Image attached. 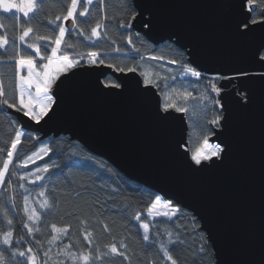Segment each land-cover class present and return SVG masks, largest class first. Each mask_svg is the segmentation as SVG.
Segmentation results:
<instances>
[{
  "label": "water",
  "instance_id": "water-1",
  "mask_svg": "<svg viewBox=\"0 0 264 264\" xmlns=\"http://www.w3.org/2000/svg\"><path fill=\"white\" fill-rule=\"evenodd\" d=\"M133 30L155 45L170 41L192 66L221 79L218 94L224 121L210 142L231 145L219 166L196 169L179 145H187L186 113L160 119L162 96L139 71H116L108 64H82L63 74L52 89L59 107L37 124L9 108L21 129L40 138L61 134L111 162L128 178L189 210L214 249L216 264H264V22L245 35L242 0H132ZM152 21L147 28L146 21ZM72 29L71 19L65 21ZM263 53V52H262ZM261 53V54H262ZM241 71L249 73L240 77ZM112 76L122 85L107 87ZM242 96H250L245 106Z\"/></svg>",
  "mask_w": 264,
  "mask_h": 264
},
{
  "label": "trees",
  "instance_id": "trees-1",
  "mask_svg": "<svg viewBox=\"0 0 264 264\" xmlns=\"http://www.w3.org/2000/svg\"><path fill=\"white\" fill-rule=\"evenodd\" d=\"M83 2L84 0L81 1L77 13L83 10L81 7ZM66 3L70 4L71 0H66ZM89 10L90 15L87 18L79 17L77 14V23L84 29V33L69 29L65 35L66 43L75 47L66 49L62 44L58 55L67 54L78 58L81 55L86 56L90 51H97L100 53L99 58L105 60L104 64H114L125 71L129 67H135L137 71L144 64H151L155 81L153 85L161 96L165 92L171 94L179 106L188 109L187 146L198 142L197 133L203 136L214 130L215 126L210 121L216 115L222 114V109L213 103L218 97L209 87V79L212 76L202 75L198 80L191 76H182L183 65H191L183 49L170 41L155 45L142 34L135 32L132 26L122 27L121 23L131 24L132 16L137 13L132 0H103L102 4L99 0H94ZM66 12L65 3L61 0H50L41 19L31 25L24 24L25 18L18 12L12 20L0 16V23L4 24V31L0 34H6L8 37L18 35L19 30L16 29L18 22L24 27L31 26L36 29L34 33L36 35L54 36L57 34L56 26L51 25L49 21L55 19L57 15L61 17L66 15ZM57 23L65 26L62 18ZM97 23L101 24L98 31L104 34L94 37L91 41L87 40L90 29L96 27ZM129 37L132 38V44L127 42ZM114 48L121 51L115 53ZM135 49H139V52ZM20 51L21 54H30L27 45H21ZM50 53V47L46 50V46L41 42V53L36 57V61L40 57L51 55ZM172 60L181 62L172 64ZM13 63L9 61L8 66L3 69L5 75L2 83L5 90L10 81L15 87ZM219 81H214L217 86ZM104 82L118 83L110 75ZM185 91L193 94L187 101L176 95ZM202 94L207 95L208 99H200ZM7 114V118L0 114V149L5 152L0 159H6V152L10 149V143L5 145L4 141L12 138L14 130H20V123L9 112V108ZM9 120H14L15 125H10ZM24 132L26 135L22 138L23 144L18 145L19 151L14 153L10 172L5 175V184L0 185V234L12 231L14 243L10 247L13 252L16 248L24 251L31 246L37 264H83L82 261H74L71 258L72 255L79 257L81 253L98 257L94 264H171L159 247L160 243L168 244L167 233L171 232L172 240L178 235L183 242V245H177L175 250L169 249L177 264H216L214 249L206 233L201 229L199 220L189 210L179 206L178 214L171 219H151L146 212L153 199L151 194L160 195L153 188L128 178L111 162L93 154L68 135L61 134L58 137L49 136L41 139L39 133ZM190 138L192 145L188 144ZM42 146H47L52 151L32 166L24 169L19 166L20 159L26 158ZM41 166L49 168L48 172H44L41 181L30 182L23 176L26 171ZM8 182L11 183V188L8 187ZM41 191L45 192V197L52 205L50 210H42L39 207L45 198L38 195ZM25 196L28 197L31 207L40 214L39 220L31 222L27 220V214L23 211ZM137 213L141 216L140 220L133 218ZM7 220L12 221L11 229L7 225ZM24 223L33 228L38 226L39 231L29 233L27 228L22 226ZM143 223L150 225L148 241L143 240L141 228ZM52 225H56L57 228L67 227V233H56ZM104 225H107V228ZM87 232L92 233L91 244L84 239ZM53 236H57L58 239L52 241ZM122 243L127 245L126 249L122 247ZM112 244L116 245L117 254L109 253ZM200 245H203V251H200ZM0 252L9 264H26V258L13 257L2 245ZM46 252L47 256L44 255ZM119 252H124L127 259L120 256Z\"/></svg>",
  "mask_w": 264,
  "mask_h": 264
},
{
  "label": "snow or ice",
  "instance_id": "snow-or-ice-1",
  "mask_svg": "<svg viewBox=\"0 0 264 264\" xmlns=\"http://www.w3.org/2000/svg\"><path fill=\"white\" fill-rule=\"evenodd\" d=\"M67 6L66 15H57L55 19H51L49 23L56 26L57 34L53 35H36L34 34L37 30L31 26L24 27L17 22L16 29L19 30V34H14L12 37H8L6 34H0V114H3L7 118V108H14L18 111L24 113L31 121L39 124L41 121L47 122L45 118L51 119L54 112V106L59 107L55 97L52 95V89L56 85L57 80L61 75L71 72L73 69L80 66L81 60H85V63L88 65H103L105 63L104 59H100V54L97 51H90L87 53V57L84 55L80 56V59L70 58L69 55L63 54L58 55L61 52V45L63 44L65 48H74L75 46L67 44L65 41V35L69 32V29L66 28L63 24H58L57 21H60L61 18L64 21H69L71 19V27L74 30H78L80 34L84 33V29L80 27L77 23V14L79 17L87 18L90 15L89 6H91L94 0H84L81 5L82 11L77 13V6L79 0H71L70 4L66 3V0H61ZM102 4L103 0H99ZM50 0H0V16H6L7 19L12 20L16 13H21L23 15L24 24L31 25L34 21L41 19L43 13L45 12L46 5H49ZM123 10V4L120 5ZM242 9L245 10V19L240 21L237 24V31L241 35L247 34V32L252 30V25L264 22V0H242L241 4ZM15 10V12H14ZM253 13L257 15L254 16ZM258 17V18H257ZM104 19V17H101ZM132 19H135V16H132ZM152 24V21H146L144 27H148ZM122 27H131V24L124 25L121 23ZM101 28V24L97 23L96 27L90 29V34L86 37L87 40L91 41L94 37H100L101 32L98 29ZM14 29V33L15 30ZM4 31V24L0 23V32ZM138 35V34H137ZM41 42L47 47H50L51 55L42 57L46 60V63L42 64L41 70H37L36 57L40 56L41 53ZM127 42L132 44V38L129 37ZM27 45L28 52L30 54H21L20 46ZM139 52V49H135ZM113 51L120 52L121 49L114 48ZM264 52V45H261L257 49L258 62L261 67H264V55L261 53ZM7 57V59H5ZM155 59H163V57H154ZM14 62L12 67L14 68V78H15V87H13L12 82H9L7 90L2 83V78L5 75L3 69L8 66V62ZM181 61L172 60V64L180 63ZM115 68L116 71H125L124 68H117L116 65H110ZM128 72L136 71L135 67L127 68ZM26 72V74H24ZM183 72L185 76H191L194 78H201L202 72L198 71L196 68L191 65H183ZM145 76L144 83L146 85H153L155 81L149 78L148 73H143ZM240 77H246L249 75L247 72L241 71L238 73ZM175 79V78H173ZM220 79H231L230 77H221L219 75L209 79V87L211 91L219 94L222 89L216 85L215 80ZM259 79L264 80V74L259 76ZM110 88L120 89L122 85L120 83H109L106 85ZM177 97H182L185 101L192 97V92L185 91L183 93H177ZM200 99L207 100V95H201ZM242 101L245 103V106L248 103H251L250 96H242ZM215 105L219 108H223V105L220 104V100L216 99L213 101ZM187 113L188 109L184 106H179L176 100L172 99L171 94L166 95V102L163 104L162 112L168 115H160V119H168L171 115V111ZM224 116L222 114L216 115L210 123L216 128H221V122L224 121ZM10 125H15L14 120H9ZM26 133L23 130H14L11 134L12 138L9 141H4L5 145L10 143V149L6 152V159H0V185L5 184V175L10 172V165L13 164L14 153L19 151L18 145L23 144L22 138L25 137ZM198 137V142L195 145H192L191 138L188 141L189 145H179L180 148L184 150V155L190 158L192 165L196 166L197 170L202 168H210L222 165L224 160L228 157L231 151V145L227 144L224 141H221L217 137L218 142H210L212 136H216L215 131H211L208 134ZM31 139V137H29ZM52 149L49 147L41 148L38 152H33L32 155L27 156V158L20 159L19 166H27L29 163L34 162L35 159L42 158L43 155H47L51 152ZM5 152L3 149H0V157H3ZM38 172H48L49 168L46 166L43 169H38ZM44 177L41 175H36V180H42ZM24 179V177H20ZM8 187L11 188V183L8 182ZM23 187V185H20ZM43 187V186H42ZM41 197H45V192L41 191L39 194ZM153 197L150 206L146 209V212L149 216L159 217L164 216L171 219L176 216L179 212V206L174 205L172 200L165 199L160 195L151 194ZM39 207L42 210H50L52 205L49 203L47 197L40 203ZM161 209H167L166 211H161ZM23 211L27 214V220L29 222L34 220H39L40 214L36 211L35 208H30L28 203V197H24V207ZM7 216V212H5ZM134 219L140 220V214H135ZM7 225L9 229L12 228V221L7 220ZM23 227L27 228L28 232L31 233L34 230L39 231V227L33 228L28 223H24ZM107 228V225H104ZM142 227L144 229L143 240H149V223H143ZM52 229L56 233H67V227L57 228L56 225H52ZM169 236V242L166 245L165 243H160V251L163 256L170 261L171 264H177V260L173 258L170 254V248L175 250L177 245H183V242L177 238L172 240V233H167ZM92 233H85L84 239L88 241L89 244L92 243L90 239ZM58 239L57 236L52 237V241ZM52 241H49L51 243ZM14 243L13 233L11 230L3 232L0 234V245L4 246V250L9 251L10 255L13 257H24L26 258V264H37L36 255L33 252L31 246L27 247L26 250L20 251L19 248L13 252L11 247ZM70 247V246H69ZM123 248H127V245L122 243ZM200 251H203V245H200ZM110 254H117L118 249L115 244H112L109 249ZM47 256V252L44 254ZM119 255L127 259L124 255V252H119ZM71 258L74 261H82L83 264H94L95 260L98 257H91L90 254L81 253L79 257L72 255ZM0 264H3L2 252H0Z\"/></svg>",
  "mask_w": 264,
  "mask_h": 264
},
{
  "label": "rangeland",
  "instance_id": "rangeland-1",
  "mask_svg": "<svg viewBox=\"0 0 264 264\" xmlns=\"http://www.w3.org/2000/svg\"><path fill=\"white\" fill-rule=\"evenodd\" d=\"M81 1L82 0H79V3H78V6H77V10H78V8L80 7V3H81ZM17 2H19V0H17ZM65 27H66V25H65ZM104 34V32H102L101 31V35H103ZM99 53V52H98ZM115 53H118V52H115ZM51 54V53H50ZM100 54V53H99ZM87 57V55L85 56V58ZM39 58V57H38ZM70 58H73L72 56L70 57ZM76 59H80V57H78V58H76ZM36 63H37V70H41V68H42V64L43 63H46V60L44 59H42L41 57L36 61ZM84 65V64H86L85 63V60H81V62H80V65ZM153 66L151 65V64H148V63H146V64H144L143 65V67L140 69V70H137V71H139V73L141 74V76H142V78H143V81H145V76H144V74L143 73H148V75H149V78H151V79H153L154 78V76H153V68H152ZM183 69V68H182ZM24 74H26V72L24 73ZM182 76H185L184 75V72L182 73ZM154 80V79H153ZM219 87V86H218ZM166 92H165V94L164 95H162V107H163V104L166 102ZM217 97H218V94H217ZM172 99H174V100H176V98H174L173 96H172ZM218 99V98H217ZM20 130H23V129H21V126H20ZM24 131V130H23ZM44 147H47V146H42V147H40L39 149H36V151H33V152H38L41 148H44ZM30 155H32V153L30 154ZM29 155V156H30ZM41 156H42V158L43 157H45L46 155H43L42 153H41ZM27 158V157H26ZM42 158H40V159H35L34 160V162H32V163H29L27 166H21L23 169H24V167H28V166H32L33 164H35L36 162H39ZM20 164V163H19ZM44 167H46V166H41V167H39V168H35V169H32V170H30V171H26L25 173H23V176L24 177H26L30 182H35V181H41V180H36V175H41V176H43V174H44V172H38L37 170L38 169H43ZM162 197V196H161ZM164 198V197H163ZM29 203V207L30 208H32L31 207V203L30 202H28ZM174 204V203H173ZM167 209H161V211H166ZM148 215V214H147ZM148 217L149 218H151V219H155V218H168V217H164V216H159V217H152V216H149L148 215ZM141 228H142V230H143V235H144V229H143V227H142V225H141ZM149 233V232H148ZM3 264H9L7 261H5L4 259H3Z\"/></svg>",
  "mask_w": 264,
  "mask_h": 264
},
{
  "label": "built area",
  "instance_id": "built-area-1",
  "mask_svg": "<svg viewBox=\"0 0 264 264\" xmlns=\"http://www.w3.org/2000/svg\"><path fill=\"white\" fill-rule=\"evenodd\" d=\"M199 71V70H198ZM202 75H204V73L202 72Z\"/></svg>",
  "mask_w": 264,
  "mask_h": 264
}]
</instances>
